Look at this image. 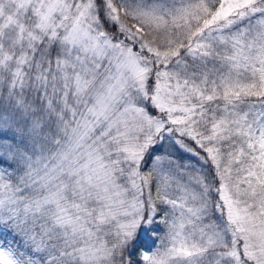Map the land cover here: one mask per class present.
Listing matches in <instances>:
<instances>
[{"label":"snow or ice","instance_id":"snow-or-ice-1","mask_svg":"<svg viewBox=\"0 0 264 264\" xmlns=\"http://www.w3.org/2000/svg\"><path fill=\"white\" fill-rule=\"evenodd\" d=\"M0 264H264V0H0Z\"/></svg>","mask_w":264,"mask_h":264}]
</instances>
